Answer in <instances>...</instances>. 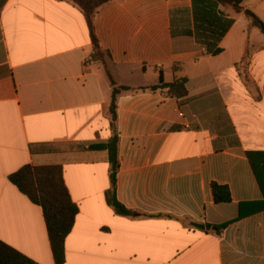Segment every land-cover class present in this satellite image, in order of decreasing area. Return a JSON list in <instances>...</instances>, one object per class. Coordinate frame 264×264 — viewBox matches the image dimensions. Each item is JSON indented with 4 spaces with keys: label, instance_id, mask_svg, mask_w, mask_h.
<instances>
[{
    "label": "crops",
    "instance_id": "crops-1",
    "mask_svg": "<svg viewBox=\"0 0 264 264\" xmlns=\"http://www.w3.org/2000/svg\"><path fill=\"white\" fill-rule=\"evenodd\" d=\"M110 0L93 29L117 85L119 168L107 204L111 84L69 0H0V240L55 264L39 205L8 176L59 165L78 211L62 264H264V0ZM187 79V100L142 87ZM181 114V115H180ZM186 126V127H184ZM229 188L215 203L211 183ZM241 209V210H240ZM239 211L242 216L238 218ZM192 223L201 225L195 227ZM227 223L220 234L206 225Z\"/></svg>",
    "mask_w": 264,
    "mask_h": 264
},
{
    "label": "trees",
    "instance_id": "trees-1",
    "mask_svg": "<svg viewBox=\"0 0 264 264\" xmlns=\"http://www.w3.org/2000/svg\"><path fill=\"white\" fill-rule=\"evenodd\" d=\"M74 3L83 13L86 20L90 38L92 42V53L90 58L100 62L107 73L111 84V96L108 109V119L110 123L111 136L101 147L107 150L109 161V179L110 186L105 192V198L116 214L121 216H131L132 211L125 208L116 198V175L119 168L117 132V99L125 91L132 90L128 86L117 85L112 79L105 59L104 52L100 48L93 29V17L97 9L110 0H69ZM218 4H228L236 12H240L241 0H214ZM246 16L250 19L252 25L258 28L264 36V22H262L253 12L246 10ZM185 77H176L173 81L165 83L162 80L156 85L146 86L140 90L156 91L160 90L165 96L176 97L180 103L187 100ZM247 156L252 165V169L257 178L262 191L261 201L251 203V211L264 210V152H247ZM9 181L15 185L18 190L26 195L28 199L41 207L50 248L55 264L64 262V240L71 231L75 215L78 211L76 204L71 200L68 190L62 178V168L59 165L34 166L30 164L23 165L8 176ZM211 190L215 203H226L231 200L229 188L216 182L211 183ZM241 210V209H240ZM239 211L238 218L241 217ZM195 227H202L199 224L192 223ZM227 223L220 225H206V230H213L220 234ZM0 264H34L32 260L18 252L16 249L0 240Z\"/></svg>",
    "mask_w": 264,
    "mask_h": 264
},
{
    "label": "built area",
    "instance_id": "built-area-1",
    "mask_svg": "<svg viewBox=\"0 0 264 264\" xmlns=\"http://www.w3.org/2000/svg\"><path fill=\"white\" fill-rule=\"evenodd\" d=\"M181 115V114H180ZM184 127H186V126H184Z\"/></svg>",
    "mask_w": 264,
    "mask_h": 264
}]
</instances>
